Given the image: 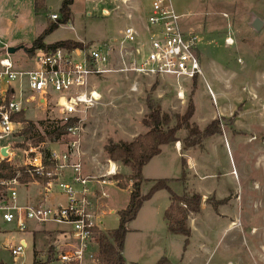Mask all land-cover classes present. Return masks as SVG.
Listing matches in <instances>:
<instances>
[{
    "label": "rangeland",
    "instance_id": "1",
    "mask_svg": "<svg viewBox=\"0 0 264 264\" xmlns=\"http://www.w3.org/2000/svg\"><path fill=\"white\" fill-rule=\"evenodd\" d=\"M171 1L177 14L182 16L181 30L197 37L196 57L200 58L202 78L197 79L194 86L185 84L184 97L178 99L171 77L162 79L119 72L100 76L94 85L102 99L86 115H81V148L89 155H104V147L109 142L128 143L144 134L147 129L142 121L149 114L147 99L158 106L167 119L165 128L175 125L192 100L194 114L190 123L203 131L217 120L220 132L194 148L185 149L180 142L181 154L192 158L191 171H187L185 164L186 182L170 184V187L177 195H200L201 212L188 217L191 234L186 247L181 235L165 238L160 234L165 224L162 210L167 208L168 193L158 192L136 220L141 233L130 236L131 241L138 242V251L134 249V252L137 258H142V264H158L161 258L171 264H264V28L260 32L250 28L255 18L264 23V0ZM62 2L44 0L36 17L28 13L24 14V19L21 15L10 17L0 11V53L9 48H30L48 16V20L51 15L59 16ZM12 5L27 13L32 2L12 0ZM70 9L71 20L45 38L48 45L75 41L83 43L81 49L92 45L111 48L113 41H120L128 25L142 33L148 0H130L129 7L121 6L119 10L110 0H74ZM102 9H107L110 15L104 16ZM226 38H231L233 43L226 45ZM117 55L115 50L111 66H117ZM8 58L14 62L16 71H30L34 67L24 50H17ZM24 114V119L32 123L33 131L28 136L21 131L2 141V144H11L12 162L16 165H22L24 158L23 149H17L16 145L24 144L25 150L34 147L32 140L44 135L58 117L52 104L39 107L31 103ZM225 119L233 120L231 123ZM186 136V130L177 133L181 141ZM71 139L63 137L60 142ZM48 143L46 141L41 148L49 149ZM2 159L0 157V161ZM181 161L171 145L162 147L161 155L154 157L142 174L141 193L146 194L153 181L179 178ZM124 169H118L120 175L129 176L123 172L130 170ZM17 186L18 183L10 188L16 192ZM127 189L131 190L130 184ZM59 200L64 204L63 197ZM128 200L127 191L110 192L111 206L116 210L124 208ZM215 200H224L217 211L209 204ZM115 218H106L102 227L114 230ZM102 233L107 235L109 231ZM20 239H25L28 248L14 261L8 246H2L5 243L16 245ZM0 261L31 264L32 250L26 232H17L12 224L0 225Z\"/></svg>",
    "mask_w": 264,
    "mask_h": 264
},
{
    "label": "built area",
    "instance_id": "2",
    "mask_svg": "<svg viewBox=\"0 0 264 264\" xmlns=\"http://www.w3.org/2000/svg\"><path fill=\"white\" fill-rule=\"evenodd\" d=\"M110 1L116 10L130 4V0ZM102 14L109 16L110 12L102 9ZM181 17L171 0H148L142 33L128 25L120 41H113L111 48L92 45L88 49L35 50L30 56L34 65L30 71H16L7 50L0 53V148H9L2 141L20 134L24 129V123L14 118L18 113L25 112L31 103H37L39 107L52 104L58 116L53 122L60 125L77 118L63 136L72 137L65 150H52L45 158L41 148L43 144H39L29 147L24 153L27 158L33 156L26 166L30 167L31 176L48 179L47 189L56 184L60 194L66 198L65 205L21 207L17 205L15 190L10 188L17 182L12 180L0 184L4 187L0 190L1 221L14 225L17 232L25 233L29 222H52L70 228L68 238L56 247L53 258L44 264H99L95 232L98 224L92 212L96 200L95 187L108 183L102 179L105 176L111 177L117 186L113 176L118 173L116 167L110 165L104 176H83L79 136L81 115H86L102 99L94 83L100 76L114 72L153 75L162 79L171 77L177 98L183 99L185 84L191 85L202 78V70L196 57L197 37L181 30ZM127 18L131 17L127 15ZM50 19L55 21L58 16L51 15ZM232 43L231 38L225 39L226 45ZM115 50L118 51L116 67L110 64ZM133 90L136 91L135 88ZM69 169L73 172L71 180L59 181L64 171ZM99 197L107 196L101 191ZM26 248L25 241L9 247L13 260L22 256Z\"/></svg>",
    "mask_w": 264,
    "mask_h": 264
},
{
    "label": "trees",
    "instance_id": "3",
    "mask_svg": "<svg viewBox=\"0 0 264 264\" xmlns=\"http://www.w3.org/2000/svg\"><path fill=\"white\" fill-rule=\"evenodd\" d=\"M74 0H63L59 8L58 19L47 21L46 28L38 35L30 48H23L28 56H32L35 50L57 49L63 48L67 50H75L84 48L83 43L75 41H60L54 44L46 45L45 38L52 32L57 30L61 25L68 23L72 18L71 5ZM44 0H34L35 12L38 14L43 7ZM196 81L193 82V86ZM149 109V114L142 121L147 131L144 134L136 136L131 142L124 143L109 142L104 147L105 154L109 161L118 163L124 168L130 170V175L124 177L120 174L113 176L119 188L126 190L130 184V194L127 206L117 212L118 223L117 227L104 235L97 229L96 241L98 244V252L96 255L99 264H125L122 251L125 236L127 234V225L134 221L137 217L142 205L149 201L153 195L159 191H166L169 195L170 206L163 214L168 233L172 235H181L184 237V246L188 244L191 231L188 226V217L190 214L196 215L201 212L202 197L196 193L177 195L170 184L185 183V161H181L182 171L177 179H159L152 182L146 194L141 193V187L144 182L142 170L154 157L161 154V148L165 145L181 142L183 148H194L201 145L203 140L213 137L220 132L219 122L212 121L203 131H200L195 123H190L194 114L193 101L190 100L185 113L180 117L173 127L165 128L167 119L162 115L160 108L153 104L150 99L146 101ZM24 112H20L15 116V120L24 123L25 128L22 130V135L28 136L34 129L31 122L24 119ZM237 113L234 114L236 116ZM232 123L233 119H225ZM75 120H69L66 124L51 123L50 127L45 130L44 135L32 140L31 145L38 146L46 141H57L67 134V128L73 126ZM181 130H186L187 136L181 141L177 138V133ZM18 149L25 150L27 147L24 144H17ZM45 158H48V150L43 151ZM30 167L16 166L10 163L7 158L0 161V184L6 181L15 180L18 184L27 185L33 180L45 185L49 180L32 177ZM4 189L0 185V190ZM212 208L217 211V208L224 204V200H215L209 202ZM0 264H4L0 262ZM158 264H171L166 258H161Z\"/></svg>",
    "mask_w": 264,
    "mask_h": 264
},
{
    "label": "crops",
    "instance_id": "4",
    "mask_svg": "<svg viewBox=\"0 0 264 264\" xmlns=\"http://www.w3.org/2000/svg\"><path fill=\"white\" fill-rule=\"evenodd\" d=\"M30 1L32 2V6H31V9L29 11H27V13L23 12L21 10V8L12 5V0H0V11L1 12L4 11L5 15H8L10 17H17L18 15H21L22 18L24 19V18H26L24 16V14L28 15V13H31L34 15V17H36L37 13L35 12V8H34V0H27V3ZM2 6L6 7V10H3ZM48 19H49V16L47 18V21H48ZM46 26H47V22L44 25V27L42 28V31L46 28ZM263 28H264V23H263V27L261 29L263 30ZM262 30H260V31H262ZM44 43L46 45H48V43H46V41H44ZM199 60H200V58H199ZM60 140L61 139H59L57 141H52V142L49 141V143H50L49 149H42V150L43 151L48 150V152H50L52 150H59V151L65 150L66 144L69 141L65 143V142H60ZM179 144H180V142H177L174 145L170 144L172 146V151H174L177 154V156L179 157V161H181V160L185 161V164L187 166V171L190 172L191 171L192 158H190V156L188 157L186 154H183V153L181 154V151H180V145L181 144L180 145ZM4 145H7L9 147V148H6L7 155H8L7 160L10 163L16 165L15 163L12 162L14 152L11 149L12 148L11 144L6 143ZM43 145H45V143H43ZM170 145H165V146H170ZM165 146H163V147H165ZM24 153H25V150H23V152H22V154L24 156L23 164L22 165H16V166H24L25 167L28 165V160L33 159V156H29L27 158V156ZM103 153H104V155H106L104 150H103ZM161 153H162V148H161ZM104 155H102V153L89 155V153L84 152L80 146V162H81L83 176H94V177L104 176L106 174L107 169L110 167V165H114L116 167L118 174H120L118 169L119 170H122V169L125 170L124 167H122V166L120 167V165L118 163H114V162L109 161L107 158V155L105 156L106 157L105 159L102 158V156H104ZM158 156H156V157H158ZM186 157H187V159H186ZM72 160L75 161V158H73ZM147 165L144 166V168L142 170V174L144 173V170H145ZM123 174L130 175V172H128V173L123 172ZM72 175H73V172L70 169L66 170V171H64V173H63V175L59 181L69 182L71 180ZM102 179H103V181H108V183L103 185V186H96L95 187L96 188V191H95L96 192V198H95L96 200H95L94 210L92 211L93 215H94V221L96 222V224H98V230L101 233L105 232V231L110 232V230L104 229L102 227L104 225L105 219L110 217V216H116L115 220L118 223L117 212L124 209L127 206V205L123 206L124 208H120L119 210H116L115 208H113L114 206H111L112 203L110 202V192L112 190L119 191V192L127 191L130 194V191L128 189H126V190L119 189L116 186V184L113 182L111 177L105 176V177H102ZM45 185L37 182L36 180H33L31 183H29L27 185L18 184V186L16 188L17 197L19 194V197L16 198L17 205H19L21 207H25V206H34V205H38V204H44L46 206H55L58 204L65 205L66 204V198L60 194V191H59L58 187L56 186V184L52 185L50 187V189H47ZM101 191L106 194V196H107L106 198L99 197V193ZM159 192H162V191H159ZM164 192L167 193L166 191H164ZM157 193H155V194H157ZM154 195H153V197H154ZM167 196H168V199H167V208H168L170 206V200H169V195H167ZM61 197L64 198V204L60 203L59 198H61ZM147 203H148V201L142 205L141 209L139 210V212L137 214L136 219L127 225V234L125 236L123 251H122V257H123L125 264H142L141 263L142 258H139V256L137 258V256H136L137 252L136 253L134 252V249H135V251H138V249H137L138 242H137V240L131 241L132 239L130 238V236L132 234L141 233V230L138 227H136V220H137L138 216L140 215V213H142V210L144 209V206ZM167 208L162 210V213L165 212V210ZM189 220H190V218H189ZM2 223L3 222L1 221V218H0V225H2ZM163 224H164V222H163ZM188 226H189V222H188ZM189 228H190V226H189ZM14 230H15V226H14ZM69 230H70V228L65 226V225H60V224H56V223H52V222H46V223L29 222V223H27V229L25 232L29 236L31 250H32V262H31V264H44L45 261L52 259L54 252L56 250V247L59 246L60 244H62L63 240L68 237ZM161 230L162 231H161L160 235L163 234V236L165 238L171 239V237L173 235L168 233L165 224ZM61 238H63L62 241H60ZM19 241H25V239H20ZM26 244H27V248H28V243L26 242ZM7 246L9 249V247H13L15 245H10L9 243H5V244H3L2 247L6 248ZM0 262H2V261H0ZM2 263H4V262H2ZM21 264H25L24 261H22Z\"/></svg>",
    "mask_w": 264,
    "mask_h": 264
},
{
    "label": "water",
    "instance_id": "5",
    "mask_svg": "<svg viewBox=\"0 0 264 264\" xmlns=\"http://www.w3.org/2000/svg\"><path fill=\"white\" fill-rule=\"evenodd\" d=\"M262 26H263V22L258 18H255L253 22L250 24V28L256 32H259ZM17 50H23V47L9 48L7 49V53L11 55V54H14ZM0 155L3 159L7 158L8 155H7V151L5 147L0 149Z\"/></svg>",
    "mask_w": 264,
    "mask_h": 264
}]
</instances>
